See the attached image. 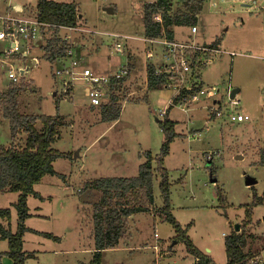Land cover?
Listing matches in <instances>:
<instances>
[{"label": "rangeland", "instance_id": "obj_1", "mask_svg": "<svg viewBox=\"0 0 264 264\" xmlns=\"http://www.w3.org/2000/svg\"><path fill=\"white\" fill-rule=\"evenodd\" d=\"M18 1L23 8L38 4V0H0V14L15 13L12 6ZM55 1L76 2L82 14L80 27L93 30L72 32L81 43L80 56L93 71L110 74L121 64L131 63L130 57L148 62L145 55L148 44L143 40L144 4L154 0ZM196 1L199 0H171L170 12L186 13L190 10L187 3L196 5ZM199 4L196 13L201 16L196 21L199 31L192 33L188 22L174 24L169 37L198 43L218 39L228 52L207 66L201 77L205 86H219V95H225L230 85L239 86L238 110L251 119L232 122L226 117L210 118L211 99L200 98L188 110L171 108L169 117L177 121L179 133L164 159L170 180L171 209L184 227L192 223L189 235L203 252L212 248L216 263H227L225 239L239 223V230L244 229L249 235L245 250L251 251L252 256L246 264H264V203L252 205L251 220L245 206L264 190V164L260 163L259 155L264 147V0H200ZM108 8L114 12L107 11ZM106 32L130 36L120 40L126 54L116 51L115 40ZM35 54L40 62L37 65L31 62L24 78L29 86L18 97L19 109L33 115L62 114L67 124L60 128L53 143L55 149L65 153L54 162L58 174H47L35 185L41 197L29 195L31 216L26 220L28 226L61 239L27 231L26 264L89 263L95 249L93 214L102 196L90 183L101 177L136 176L147 158L146 151L154 157L160 153L164 132L159 124L163 115L158 109L166 104V91H171H149L142 66L127 77L117 94L121 116L108 121L103 118L102 106L89 104L84 93L85 81L77 80L75 87L64 94L63 77L55 74L56 64L43 57L41 51ZM7 69L8 65H0L2 91L11 84ZM36 126L40 129L43 122L38 119ZM26 136L22 131L13 138L10 120L0 117L1 145L21 147ZM155 174V203L151 210L126 217L123 237L115 247L106 249L103 264L194 263L195 256L182 241H175L173 225L159 213L164 204L163 176L159 170ZM254 177L257 181L247 184ZM219 188L223 198L218 194ZM18 197L16 191L0 192V208L11 209V218H1V222L12 231H16L18 224L15 206ZM129 200L135 202L132 194ZM155 244L160 246V260ZM8 249V240L0 239V252ZM256 255L261 260L256 261ZM3 264L14 262L5 255Z\"/></svg>", "mask_w": 264, "mask_h": 264}, {"label": "trees", "instance_id": "obj_2", "mask_svg": "<svg viewBox=\"0 0 264 264\" xmlns=\"http://www.w3.org/2000/svg\"><path fill=\"white\" fill-rule=\"evenodd\" d=\"M198 4L200 2L196 1ZM191 3H187L190 10L186 13L171 14V0H154L144 4V32L148 37L161 35L164 27L167 35L172 37V25L190 23L196 24L197 11L200 8ZM39 16L43 21L76 26L80 24L82 15L79 5L76 2H58L55 0H38L37 4ZM161 12L163 24L155 21L154 13ZM59 29L50 28L43 57L52 62L59 56H65L69 44L58 37ZM216 39L212 44L218 45ZM126 80L127 78H123ZM122 79V80H123ZM166 80L164 76L155 73L154 66H148V88L159 90L164 87ZM29 86V82L23 78L20 82H11L7 90H0V117L10 120L12 137L16 138L20 132L26 133V140L23 146H4L0 144V192L11 190L19 192V197L15 203L18 209V224L16 231L4 226L1 218H11L10 208H0V239L9 242V249L0 252V264L3 258L8 255L14 264H26L29 254L24 250V236L29 230L43 234L54 239H61L59 236L29 228L26 220L31 216L28 197L31 194L40 196V192L35 189L47 174H58L54 162L64 157L65 153L55 149L52 144L60 135V128L67 124L65 116L55 115H33L22 113L19 109L18 97L20 93ZM117 96L112 98L111 103L102 105L103 118L108 121H116L120 117V107L117 105ZM95 107V106H92ZM169 107L163 118L159 119L160 127L164 132V140L160 153L156 157L150 151H146V160L139 166V173L136 176L124 177H101L90 183L92 188L102 192L100 202L94 210V239L95 249L93 257L89 263L80 264H103V254L108 248L115 247L123 237L126 224V217L140 211H150L155 203L154 178L157 170L161 172V190L164 197V204L160 207L159 213L163 220L170 222L175 231V241H182L188 252L195 256L196 264H218L214 259L203 252L189 235V227L192 223L184 227L175 217L171 209V189L168 170L164 166V159L169 154L171 143L179 136L176 131L177 121L169 117ZM43 122V126L38 129L37 120ZM260 163L264 164V147L260 149ZM156 161L157 166H154ZM132 194L135 202L129 200ZM220 198H223L222 189H218ZM122 198L124 200L119 201ZM256 203H264V190L262 195L257 193L251 204H246L248 219L253 216V206ZM249 235L244 229L232 230L225 239V248L228 254V264H246L249 262L251 251L245 250L248 245Z\"/></svg>", "mask_w": 264, "mask_h": 264}, {"label": "built area", "instance_id": "obj_3", "mask_svg": "<svg viewBox=\"0 0 264 264\" xmlns=\"http://www.w3.org/2000/svg\"><path fill=\"white\" fill-rule=\"evenodd\" d=\"M12 7L15 13L0 14V65H8L7 75L11 82H20L25 78L32 67L31 62L34 65L39 64L40 57L35 52L41 51L42 56L45 54L46 50L43 46L46 44L48 30L58 28V37L69 44L66 55L59 56L54 61L55 74L63 77V93L66 94L73 89L77 80H83L84 93L91 106L111 103L112 98L123 88V83L126 81L123 78L131 74L129 62L121 64L110 74L97 73L85 64L78 52L81 43L72 36L73 31L93 32V30L80 25H62L43 21L39 16L37 5L25 6V8L22 6L16 8V5ZM153 18L163 24L161 12L154 13ZM197 31H199L198 24L191 25V32ZM105 34L113 37L114 47L118 53L126 54L120 40L130 36L111 32ZM143 40L148 44L145 50L148 65L154 66L155 73L164 76L166 80L161 89H169L173 93L167 105L158 109L160 114H165L169 107L174 106L188 110L191 105L203 98L211 99L213 102L208 107L210 118L226 117L232 122L251 119L250 115L238 110L241 99L236 95L230 97L232 87L227 88L225 95H219L221 91L219 86L210 87L203 83L202 71L224 52L219 45L170 38L164 27L161 35L143 36ZM154 247L157 251V259L160 260V246L155 244ZM254 259L261 260L259 255Z\"/></svg>", "mask_w": 264, "mask_h": 264}, {"label": "crops", "instance_id": "obj_4", "mask_svg": "<svg viewBox=\"0 0 264 264\" xmlns=\"http://www.w3.org/2000/svg\"><path fill=\"white\" fill-rule=\"evenodd\" d=\"M15 4H17L16 6V8H18V6H20V1H18V2H16ZM6 9H7V7H6ZM114 10V9H113ZM82 15V14H81ZM198 15V14H197ZM199 16V15H198ZM199 18L201 19V16H199ZM199 26V25H198ZM198 32V31H197ZM143 36H146V34H145V32L143 33ZM174 38H176V37H174ZM205 44H211V43H205ZM219 45V44H218ZM220 46V45H219ZM221 47V46H220ZM81 48V47H80ZM222 48V47H221ZM223 49V48H222ZM224 50V52H228V51H226L225 49H223ZM79 52V51H78ZM223 52V53H224ZM232 52H234V51H232ZM232 52H231V55H232ZM222 53V54H223ZM120 54V53H119ZM222 54H220L218 57H220ZM128 55V54H127ZM135 54H133V56H134ZM217 58V57H216ZM129 60H130V64H131V73H132V75H133V72L136 70H138L140 67H142L141 69H143L144 70V73L146 74V81H147V78H148V63L145 61V62H143L141 59H139V58H129ZM118 68V67H117ZM206 68V67H205ZM111 70V69H110ZM140 71V70H139ZM138 72V71H137ZM203 80V79H202ZM205 81H203V83H204ZM204 85H205V83H204ZM228 87H233L232 85H230V86H228ZM227 87V88H228ZM237 87H239V86H237ZM240 88V87H239ZM149 91H151V90H149ZM153 91V90H152ZM171 91V90H170ZM149 94H150V92H149ZM173 95V93H172V91L169 93L168 91H166V96L165 97H168L167 99H165V100H167L166 101V104L164 105V106H166L167 105V103H168V100H169V98L171 97ZM121 116V115H120ZM214 118H216V116H214L213 117V119ZM52 146H53V144H52ZM128 177V176H127ZM130 177V176H129ZM27 224V223H26ZM28 226V225H27ZM29 228H31V229H33V230H38V229H35V228H32V227H30V226H28ZM30 231V230H29ZM39 231V230H38ZM106 251V250H105ZM104 251V252H105ZM205 251L206 252H208V253H206V254H208V255H210L212 258H213V256L211 255L212 254V248H210V247H207L206 249H205ZM92 253H93V251H92ZM214 259V258H213ZM215 261V260H214ZM216 262V261H215ZM193 264H196V258H195V261H194V263ZM226 264H228V255H227V263Z\"/></svg>", "mask_w": 264, "mask_h": 264}, {"label": "water", "instance_id": "obj_5", "mask_svg": "<svg viewBox=\"0 0 264 264\" xmlns=\"http://www.w3.org/2000/svg\"><path fill=\"white\" fill-rule=\"evenodd\" d=\"M107 11L114 12L113 8H108ZM239 90H240L239 87L232 88V91L230 93V97L233 98L236 95V93L239 92ZM213 181L216 182V178ZM256 181H257V179L255 177L254 178H249L247 180V184L251 185V184H254V182H256ZM239 229H240V224L237 223L236 226H235V231L239 230Z\"/></svg>", "mask_w": 264, "mask_h": 264}]
</instances>
